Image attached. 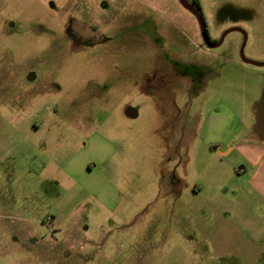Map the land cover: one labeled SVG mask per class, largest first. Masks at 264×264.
I'll return each instance as SVG.
<instances>
[{"label":"rangeland","instance_id":"rangeland-1","mask_svg":"<svg viewBox=\"0 0 264 264\" xmlns=\"http://www.w3.org/2000/svg\"><path fill=\"white\" fill-rule=\"evenodd\" d=\"M199 5L264 62V0ZM242 43L178 0H0V264H264Z\"/></svg>","mask_w":264,"mask_h":264},{"label":"water","instance_id":"water-1","mask_svg":"<svg viewBox=\"0 0 264 264\" xmlns=\"http://www.w3.org/2000/svg\"><path fill=\"white\" fill-rule=\"evenodd\" d=\"M179 3L182 5L183 8H185L186 10H188L189 12H191L198 20V23L200 25V28H201V32H202V36H203V39H204V42L207 46L211 47V48H217L219 47L225 37L231 33V32H241L243 34V43H242V46H241V49H240V58L241 60L246 63V64H251V65H254V66H257V67H264V62H255V61H251L249 60L246 55H245V47H246V44H247V33L243 30V29H240V28H232V29H229L228 31H226L223 36L220 38V40L217 42V43H214L211 41L209 35H208V31H207V28H206V24H205V20H204V17L203 15L188 1V0H178Z\"/></svg>","mask_w":264,"mask_h":264},{"label":"crops","instance_id":"crops-1","mask_svg":"<svg viewBox=\"0 0 264 264\" xmlns=\"http://www.w3.org/2000/svg\"><path fill=\"white\" fill-rule=\"evenodd\" d=\"M256 135H264V125H262L261 122V117L257 116V122L256 126L254 128V133ZM260 145H256L255 149L252 150V152H249L251 158L253 159V167L256 169L255 175L252 178L253 182V188L256 191L258 196H261L264 198V158H263V153H264V139L261 137L259 138ZM248 154V153H247Z\"/></svg>","mask_w":264,"mask_h":264},{"label":"flooded vegetation","instance_id":"flooded-vegetation-1","mask_svg":"<svg viewBox=\"0 0 264 264\" xmlns=\"http://www.w3.org/2000/svg\"><path fill=\"white\" fill-rule=\"evenodd\" d=\"M202 15H203V13H202V11H201V8H200V5H199V0H188ZM179 2V1H178ZM180 4V3H179ZM181 5V4H180ZM182 6V5H181ZM185 9V8H184ZM188 11V10H187ZM191 13V12H190ZM192 14V13H191ZM193 15V14H192ZM194 16V15H193ZM195 17V16H194ZM203 17H204V15H203ZM195 19L197 20V18L195 17ZM204 20H205V17H204ZM197 22H198V20H197ZM205 24H206V21H205ZM198 25H199V23H198ZM199 28H200V25H199ZM206 28H207V31H208V35H209V37H210V39H211V41L212 42H214V43H217L219 40H216V39H213L212 37H211V35H210V32H209V30H208V27H207V24H206ZM245 31V30H244ZM246 32V31H245ZM200 33H201V37H202V41H203V44L205 45V46H207L206 44H205V42H204V39H203V36H202V32H201V28H200ZM239 33H241V32H239ZM242 34V33H241ZM242 36H243V34H242ZM248 37V36H247ZM243 39H244V37H243ZM248 39V38H247ZM82 44V42H81V40L79 39V38H77L76 39V41H75V45L76 46H80ZM207 47H209V46H207ZM209 48H211V47H209Z\"/></svg>","mask_w":264,"mask_h":264}]
</instances>
